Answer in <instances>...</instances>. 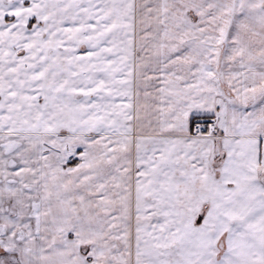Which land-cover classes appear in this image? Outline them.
<instances>
[{
	"label": "snow or ice",
	"instance_id": "1",
	"mask_svg": "<svg viewBox=\"0 0 264 264\" xmlns=\"http://www.w3.org/2000/svg\"><path fill=\"white\" fill-rule=\"evenodd\" d=\"M0 264H264V0H0Z\"/></svg>",
	"mask_w": 264,
	"mask_h": 264
}]
</instances>
